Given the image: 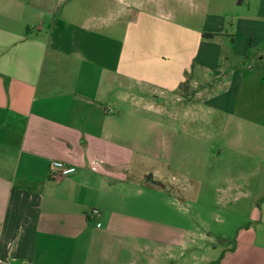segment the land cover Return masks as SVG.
Wrapping results in <instances>:
<instances>
[{"label": "crops", "instance_id": "obj_1", "mask_svg": "<svg viewBox=\"0 0 264 264\" xmlns=\"http://www.w3.org/2000/svg\"><path fill=\"white\" fill-rule=\"evenodd\" d=\"M79 1L0 0V264H184L188 233L154 219L122 109L186 80L187 120L230 119L225 171L245 175L228 189L251 190L254 223L204 263L264 264V0ZM52 161L76 172L52 179Z\"/></svg>", "mask_w": 264, "mask_h": 264}, {"label": "rangeland", "instance_id": "obj_2", "mask_svg": "<svg viewBox=\"0 0 264 264\" xmlns=\"http://www.w3.org/2000/svg\"><path fill=\"white\" fill-rule=\"evenodd\" d=\"M69 1L63 0V6ZM93 1L80 0L76 5ZM157 1L168 3L169 0ZM172 1L169 3L181 7V0ZM173 18L194 19L188 8L183 14L174 13ZM181 47L176 45L175 50ZM175 62L173 72L178 75L182 64L177 58ZM184 83L175 84L167 92L158 88L156 92L144 93L154 104L152 110L141 106L133 116L132 109L126 105L122 111L126 141L141 145L142 153L134 163L136 177L142 175L145 182L154 177L165 186V189L153 187L154 219L188 233L189 250L185 252L184 264H205V258L214 257V248L232 245L254 223L247 216L250 205L242 198L251 190L245 185L241 189H228V181L245 175L225 171L233 161L232 148L238 147L235 126L227 117L226 123H219L214 110L209 114L210 109L206 119L188 121L184 109L188 83ZM245 144H241L243 150ZM220 154L224 156L219 159ZM237 198L240 200L235 203Z\"/></svg>", "mask_w": 264, "mask_h": 264}, {"label": "built area", "instance_id": "obj_3", "mask_svg": "<svg viewBox=\"0 0 264 264\" xmlns=\"http://www.w3.org/2000/svg\"><path fill=\"white\" fill-rule=\"evenodd\" d=\"M76 172V168L74 166L68 165L62 161H52L50 165V177L52 179H63L68 177ZM92 217L98 218L100 216L99 210H93L91 213ZM100 223H97V226L100 227Z\"/></svg>", "mask_w": 264, "mask_h": 264}, {"label": "water", "instance_id": "obj_4", "mask_svg": "<svg viewBox=\"0 0 264 264\" xmlns=\"http://www.w3.org/2000/svg\"><path fill=\"white\" fill-rule=\"evenodd\" d=\"M151 182H153V184H156V185L160 186L161 188L165 187L160 181L151 179Z\"/></svg>", "mask_w": 264, "mask_h": 264}, {"label": "trees", "instance_id": "obj_5", "mask_svg": "<svg viewBox=\"0 0 264 264\" xmlns=\"http://www.w3.org/2000/svg\"><path fill=\"white\" fill-rule=\"evenodd\" d=\"M187 83V82H186ZM186 83H184V84H186Z\"/></svg>", "mask_w": 264, "mask_h": 264}]
</instances>
